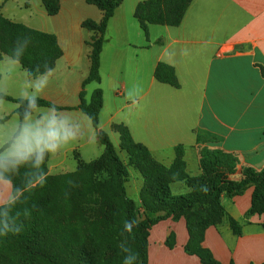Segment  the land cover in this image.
Instances as JSON below:
<instances>
[{
  "label": "crops",
  "instance_id": "crops-1",
  "mask_svg": "<svg viewBox=\"0 0 264 264\" xmlns=\"http://www.w3.org/2000/svg\"><path fill=\"white\" fill-rule=\"evenodd\" d=\"M125 1L109 22L106 32L107 35L111 27L113 30L116 28L119 38L118 45L111 50V70L116 73L125 60L128 62L126 54L131 49L134 57L129 59V65L132 59L135 61L142 53L147 73L141 69L131 71L128 78L134 82L132 92L126 95L124 83L123 94L113 93L115 100L123 102L121 106L128 108L131 115L121 114L123 108H118V102L115 108L110 109L104 103L100 129L110 139L114 137L113 143L120 146L119 135L113 131V126H126L134 141L146 146L154 159L166 167H170L175 159V148L184 146L187 172L192 177L201 174L198 137L209 141L204 146L235 155L238 164L233 180L240 181L246 169L262 171L264 0H194L179 27H163L153 34L156 26H150L149 40L145 37L144 43L140 42V33L137 34L140 36L137 41L127 36L126 11L123 8ZM144 1L147 0H134L131 11L133 17L137 5ZM60 5L61 11L56 17H62L63 25L32 28L55 35L63 50V57L51 73L30 79L20 64L12 59L9 62L10 58L5 57L0 62V68H3L0 71V93L16 100H28L26 97L35 93L37 99L71 109L57 113L67 119L76 139L70 140L58 153L49 156L51 176H57L56 172L59 175L73 173L81 163H90L84 161L82 151L91 144L99 143L90 119L77 108L83 82L89 75L91 65L88 42L94 36L83 28V23L87 20L100 23L103 14L85 0H60ZM80 9H89V17L80 16ZM38 17L43 19L41 13ZM106 35L104 45L108 41L113 42L112 39L106 41ZM159 40H162V45L156 44ZM105 47L101 59V76ZM14 63L20 68H16ZM159 63L175 69L180 89L156 81L154 72ZM111 76H114L112 72ZM103 82L102 78L101 88L104 91ZM37 85L40 86L39 91ZM138 85H143L140 96ZM89 87L85 89L88 101ZM95 90L92 89V94ZM18 108L17 104L0 100V137L6 139L17 124L24 123V119L17 114ZM33 117L38 118V114L33 112ZM134 131L138 132L139 138H136ZM6 145L0 147V152L5 150ZM71 153L78 163L73 172L68 171ZM141 179V182L135 179L132 187L127 186V194L128 189L139 192L137 200H133L138 208H141L140 192L144 186V180ZM172 192L174 196H182L189 194L190 189L177 183L172 185ZM253 192L254 188L250 187L242 196L223 198L227 214L243 227L241 236H236L228 223L206 231L203 246L219 264H264L263 219L258 216L247 217ZM13 200L12 184L0 180V207L9 205ZM172 235L173 245L169 247L166 242ZM187 243L185 219L160 222L150 232L148 264H201L199 258L186 252Z\"/></svg>",
  "mask_w": 264,
  "mask_h": 264
},
{
  "label": "trees",
  "instance_id": "trees-1",
  "mask_svg": "<svg viewBox=\"0 0 264 264\" xmlns=\"http://www.w3.org/2000/svg\"><path fill=\"white\" fill-rule=\"evenodd\" d=\"M124 0H85L88 5L102 12L100 23L87 20L83 28L94 34L88 46L90 71L84 80L77 108L90 120L97 132L103 154L90 163H81L77 171L57 176L49 174V155L36 167L35 158L18 169L3 172L0 180L12 184L14 200L0 207V255L17 257L21 264H148L150 232L157 224L172 219H185L189 255L199 258L201 264H219L204 248L206 231L228 223L236 236H241L243 227L226 212L223 198L242 196L253 187L251 207L247 217L263 219L264 229V169L255 172L246 169L240 181L233 180L237 173V158L221 149H212L209 141L198 137L201 174L192 177L187 172L186 148H175V159L170 167L154 159L149 149L136 143L129 129L117 124L113 130L119 135L120 150L128 156V165L120 159L107 133L100 129V116L104 108V92L97 89L91 99H86V87L92 83L102 84L101 59L109 22ZM194 0H147L137 5L134 18L147 40L150 26L179 27ZM49 17L61 11L59 0H42ZM162 45V40L157 41ZM5 57L20 64L30 79L51 73L63 57L58 39L21 23H15L0 14V62ZM156 81L180 89L175 69L159 63L155 69ZM1 79V76H0ZM0 100L19 105L17 114L24 119L30 111L28 100H16L0 93ZM37 108H55L56 112L71 110L57 107L36 98ZM5 122L2 121L1 123ZM8 144L4 147L7 148ZM128 167L138 171L144 180L140 192L141 208L127 194ZM41 173L47 174L44 186L35 183ZM184 183L190 193L174 196L171 186ZM60 196L67 213L54 222L51 217L58 212ZM85 215L89 242L67 241L66 228ZM88 215V216H87ZM125 221H135L130 234L125 230ZM172 235L166 242L173 245ZM55 241V242H54ZM127 249V250H125Z\"/></svg>",
  "mask_w": 264,
  "mask_h": 264
},
{
  "label": "rangeland",
  "instance_id": "rangeland-1",
  "mask_svg": "<svg viewBox=\"0 0 264 264\" xmlns=\"http://www.w3.org/2000/svg\"><path fill=\"white\" fill-rule=\"evenodd\" d=\"M74 1L76 2V0H71V2H74ZM133 2L134 0H126L125 5L123 7L124 10L126 11V22H127V24L125 25L126 33L129 39L133 41L135 40L137 41V38L140 37L137 34L140 33L141 34L140 42L144 43L145 34L140 29L138 22L133 17L132 12H131L133 11L132 10ZM89 11H90L89 9L88 11L84 9H80L79 15L82 17H89L90 15ZM40 13L43 19H41V17H38ZM0 14L5 16L8 20L13 19L14 21L27 25V27H31V28H41L42 26H48L50 28H55V26L60 27L61 25H63V23H61V21L63 20L62 17H49L45 13L42 0H0ZM162 28L163 27L156 26L155 28H153V31H152L153 34L155 32L161 31ZM114 29L115 30H113V27H111L110 31L106 35V41L107 39L108 40L112 39L113 42L108 41L104 45V47L105 46L106 47H105V52H104V66L102 69V78L104 80L103 88L105 91L104 103H107L108 109H110V107L115 108V104L118 101L115 100L113 93L116 91L117 94H123L124 93V83H125L126 95H128L134 89L133 87L134 82L132 81V79H130V77L128 78V76H130L131 71H134L136 69H141L142 71H144V73H147V64H145L142 61L143 60L142 53L139 54L138 58H136L135 61L132 59V61L130 62L132 64L129 65V59L134 57L133 51H131V49L129 51V54H126L128 58V62L125 60V62L121 65L120 69L116 73H114L111 70V63H112L111 58L113 54L111 50H113V47L117 46L119 42L118 35L116 34L117 33L116 28ZM111 43H112V46H111ZM10 60L11 59H9V62L12 61ZM14 64H16L15 65L16 68H20L17 65V63H14ZM2 70L3 68L1 67L0 71L2 72ZM17 70H20V69H17ZM111 72L114 76H111ZM89 86H90L88 89L89 99H91L92 97L93 88L96 90L99 88L102 89L101 85H98L96 83H92ZM140 89H143V85L137 86V92L139 96L141 94ZM120 98L121 96L119 97V99ZM9 103H12V102H9ZM118 103H119V106L118 105L116 106H118V108H123V106H121L123 102L120 101ZM136 104L138 106L139 101ZM121 114L131 115V111L128 108H123ZM134 133H135L136 138H139L138 132L134 131ZM112 138L113 139H111V142L113 146L115 147V149L117 150L119 157L126 165H128L127 154L120 150L119 145H117L116 143H113L114 137ZM103 152H104V147L99 143H94V144L89 145L86 149L82 151V158L84 159L85 162H91L99 158ZM69 158H70V161H69L70 166L68 168L69 169L68 171L73 172L77 169L78 163H77V160H75L74 155L72 153L69 154ZM128 171H129V182L126 184V187L127 186L132 187L133 185H135L133 183H134V180L137 178L140 180V182L142 181L141 175L136 170L132 169L131 167H128ZM56 173L57 174L55 175H59V172H56ZM181 184H184V183H181ZM184 185L188 187L186 184ZM171 192H172V186H171ZM138 195H139L138 191L135 192V191H131L130 189H128V196L131 200L136 201L138 198ZM57 200H58V205H59L58 212L54 216L51 217L52 222H54L58 217L66 215L67 213V207L64 201H62V199L60 198V196H57ZM84 219H85V215L77 220H74L72 223H68L67 225H65L64 221L61 223V225L66 228V238H67L66 240L67 241L73 240V241H82L85 243L89 242L88 225L84 224L83 222ZM0 264H21V262L18 261L17 257L13 258L9 256L0 255Z\"/></svg>",
  "mask_w": 264,
  "mask_h": 264
},
{
  "label": "clouds",
  "instance_id": "clouds-1",
  "mask_svg": "<svg viewBox=\"0 0 264 264\" xmlns=\"http://www.w3.org/2000/svg\"><path fill=\"white\" fill-rule=\"evenodd\" d=\"M39 88L40 86L37 85V91ZM26 98L30 111L25 112L24 123L17 124L6 139L0 137V147L5 143L8 144V147L0 152V176L9 168L16 170L33 158L36 167H39L44 163L46 153L49 156L56 154L63 145L76 139V134L67 119L62 118L55 108L38 109L35 93ZM33 112L38 114V118L33 117ZM46 180L47 174L41 173L36 182L32 183V187H35L36 183L44 186ZM135 223V221H125V230L131 234ZM0 235L6 233L0 232ZM131 259H137L136 255L126 258L123 264H130Z\"/></svg>",
  "mask_w": 264,
  "mask_h": 264
}]
</instances>
